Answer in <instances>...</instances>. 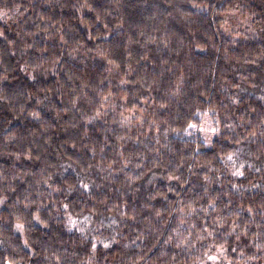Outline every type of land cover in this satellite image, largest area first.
Returning <instances> with one entry per match:
<instances>
[{
	"label": "clouds",
	"instance_id": "9594fccd",
	"mask_svg": "<svg viewBox=\"0 0 264 264\" xmlns=\"http://www.w3.org/2000/svg\"><path fill=\"white\" fill-rule=\"evenodd\" d=\"M0 264H264V0H0Z\"/></svg>",
	"mask_w": 264,
	"mask_h": 264
}]
</instances>
